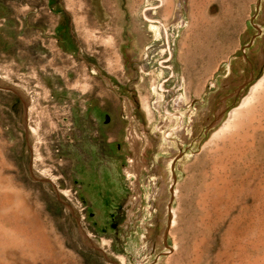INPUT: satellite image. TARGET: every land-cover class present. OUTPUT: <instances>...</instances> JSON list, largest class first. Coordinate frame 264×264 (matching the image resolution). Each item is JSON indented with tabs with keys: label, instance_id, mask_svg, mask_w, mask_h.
Listing matches in <instances>:
<instances>
[{
	"label": "rangeland",
	"instance_id": "rangeland-1",
	"mask_svg": "<svg viewBox=\"0 0 264 264\" xmlns=\"http://www.w3.org/2000/svg\"><path fill=\"white\" fill-rule=\"evenodd\" d=\"M180 4L0 0V264H264V0Z\"/></svg>",
	"mask_w": 264,
	"mask_h": 264
},
{
	"label": "bare ground",
	"instance_id": "bare-ground-1",
	"mask_svg": "<svg viewBox=\"0 0 264 264\" xmlns=\"http://www.w3.org/2000/svg\"><path fill=\"white\" fill-rule=\"evenodd\" d=\"M181 1V4H180V7L178 8L179 10V13L177 15V19L180 18V21L183 22V15H185V8H187V10L190 12L191 9H190V3H191V0H186L185 2H183L184 0H180ZM217 1V0H216ZM242 0H220V5H223L227 7V10L228 8L231 9L233 5H240ZM219 5V4H218ZM220 7V6H219ZM236 7V6H235ZM218 10V9H217ZM187 11V12H188ZM213 11V10H212ZM221 11V10H220ZM219 11V12H220ZM231 14V12H229ZM177 14V12H176ZM189 14V13H188ZM233 14H231L230 17H232ZM186 17V16H185ZM215 18V17H214ZM175 22V21H174ZM229 19L228 17L227 18H223V19H217L213 22L212 24V29L205 33L202 37H201V44H197V46L195 47V52H197V54L200 56V60H199V63H203L205 64V66H208L211 62L213 63L214 60H216L218 58V55H219V51H218V45H216V42L222 38H225V34H226V30L228 29V26H229ZM197 43V42H196ZM201 45V46H200ZM193 53V52H192ZM191 55V54H190ZM197 56V55H196ZM191 60V59H190ZM194 60V59H193ZM247 60V58L245 59ZM197 62V61H196ZM252 64V63H251ZM193 65V64H192ZM204 67V66H203ZM212 67V65H211ZM258 71V70H257ZM254 77V74L252 75V81L254 80L253 79ZM249 80V81H251ZM257 90V89H256ZM240 92V91H239ZM238 94V93H237ZM229 100V99H228ZM246 102V101H245ZM243 103V102H242ZM188 105V101L187 99H183V101L181 102V107H184V106H187ZM244 106V104L242 105ZM241 108V107H240ZM243 108V107H242ZM241 108V109H242ZM183 111V110H182ZM179 112V111H178ZM181 114V113H180ZM167 115H170V114H167ZM184 115V113H183ZM177 116V115H176ZM178 119H173L171 120L170 117L168 121L169 126H171L172 124L173 125H177L179 126L182 122H183V118L182 116L178 115ZM166 122V121H165ZM159 130H163L162 128L158 127ZM227 130V129H225ZM175 131V130H174ZM169 133V132H168ZM172 136V135H171ZM171 136H168L171 137ZM160 137V134L158 135V138ZM161 138V137H160ZM87 239V238H86Z\"/></svg>",
	"mask_w": 264,
	"mask_h": 264
}]
</instances>
